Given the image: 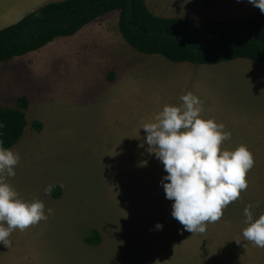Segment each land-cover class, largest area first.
I'll list each match as a JSON object with an SVG mask.
<instances>
[{
	"label": "rangeland",
	"instance_id": "rangeland-1",
	"mask_svg": "<svg viewBox=\"0 0 264 264\" xmlns=\"http://www.w3.org/2000/svg\"><path fill=\"white\" fill-rule=\"evenodd\" d=\"M51 1L0 0V29ZM146 2L157 15L193 25L257 9L248 0ZM118 15L0 62V106H17L20 97L29 103L28 124L10 148L20 163L6 182L24 201H43L46 215L53 210L16 229L10 248L0 245V264H264V248L242 235L246 206L254 218L264 214V62L180 63L141 53L121 35ZM188 92L202 101L203 119L231 133L221 150L245 145L254 159L247 190L203 234L171 216L173 201L161 185L167 173L147 153L141 129ZM49 184L62 187L60 197L44 194ZM91 228L100 243L85 240Z\"/></svg>",
	"mask_w": 264,
	"mask_h": 264
},
{
	"label": "clouds",
	"instance_id": "clouds-1",
	"mask_svg": "<svg viewBox=\"0 0 264 264\" xmlns=\"http://www.w3.org/2000/svg\"><path fill=\"white\" fill-rule=\"evenodd\" d=\"M248 2L264 14V0ZM179 100L178 105H165L154 121L141 129L146 134L147 153L154 154L167 173L161 185L166 199L173 201L171 216L184 230L203 234L207 224L219 221L223 209L247 190L246 176L254 159L245 145L233 151L221 150L231 133L223 131L222 123L201 117L203 105L196 95L188 92ZM19 163V154L0 141V245L6 248L12 246L10 236L16 229L24 231L53 213L49 208L45 214L41 200L24 201L6 182L16 175L14 169ZM53 188L49 184L44 194L50 197ZM251 208L248 205L244 209L246 227L242 235L255 247L264 248V214L254 218ZM155 229L162 230L163 225L157 223Z\"/></svg>",
	"mask_w": 264,
	"mask_h": 264
},
{
	"label": "trees",
	"instance_id": "trees-1",
	"mask_svg": "<svg viewBox=\"0 0 264 264\" xmlns=\"http://www.w3.org/2000/svg\"><path fill=\"white\" fill-rule=\"evenodd\" d=\"M118 10V27L123 38L137 51L160 54L174 62L217 64L236 58L264 62V14L256 12L193 25L181 17L157 15L146 0H56L44 3L18 21L0 29V62L40 49L61 36L77 33L87 24ZM28 99L17 106H0V141L13 147L28 124ZM41 130L40 121L33 122ZM55 197L62 187L55 185ZM90 244L102 237L91 228L85 236Z\"/></svg>",
	"mask_w": 264,
	"mask_h": 264
},
{
	"label": "crops",
	"instance_id": "crops-1",
	"mask_svg": "<svg viewBox=\"0 0 264 264\" xmlns=\"http://www.w3.org/2000/svg\"><path fill=\"white\" fill-rule=\"evenodd\" d=\"M43 4H44V3H43ZM40 5H42V4H40ZM40 5H39V6H40ZM32 6H33V2L31 3V7H32ZM31 11H32V10H31ZM31 11H30V12H31ZM28 13H29V12H28ZM26 14H27V13H26ZM21 18H22V17H21ZM21 18H20V19H21ZM99 18H100V17H99ZM99 18H98V19H99ZM96 20H97V19H96ZM96 20H95V21H96ZM93 22H94V21H93ZM93 22H91V23H89V24H93ZM13 23H14V22H13ZM87 25H88V24H87ZM87 25H86V26H87ZM86 26H84V28L80 29V31L84 30V29L86 28ZM35 51H36V50H35ZM22 56H24V55H22ZM16 57H17V56H16Z\"/></svg>",
	"mask_w": 264,
	"mask_h": 264
}]
</instances>
